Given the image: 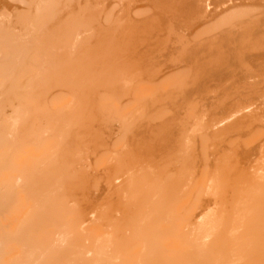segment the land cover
<instances>
[{"label":"bare ground","instance_id":"bare-ground-1","mask_svg":"<svg viewBox=\"0 0 264 264\" xmlns=\"http://www.w3.org/2000/svg\"><path fill=\"white\" fill-rule=\"evenodd\" d=\"M0 264H264V0H0Z\"/></svg>","mask_w":264,"mask_h":264}]
</instances>
